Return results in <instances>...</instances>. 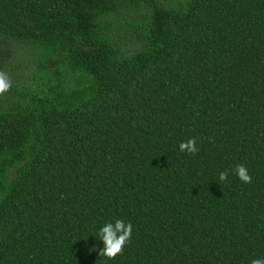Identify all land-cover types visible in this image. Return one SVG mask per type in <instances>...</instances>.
Returning a JSON list of instances; mask_svg holds the SVG:
<instances>
[{
  "label": "trees",
  "instance_id": "1",
  "mask_svg": "<svg viewBox=\"0 0 264 264\" xmlns=\"http://www.w3.org/2000/svg\"><path fill=\"white\" fill-rule=\"evenodd\" d=\"M0 73V264L264 258V0H0Z\"/></svg>",
  "mask_w": 264,
  "mask_h": 264
},
{
  "label": "clouds",
  "instance_id": "2",
  "mask_svg": "<svg viewBox=\"0 0 264 264\" xmlns=\"http://www.w3.org/2000/svg\"><path fill=\"white\" fill-rule=\"evenodd\" d=\"M10 87V82L0 73V93L7 91ZM179 151L196 153L198 151L196 140L189 139L186 142H181L179 144ZM236 175L242 182L249 183L251 181V176L247 168L243 165L237 167ZM227 178V172H220V181H225ZM132 228L133 226L131 223H126L122 219H116L114 222L105 223L99 229V241L103 243L100 252L109 258H114L117 254L121 253L124 246L131 238ZM251 264H264V258H255L251 261Z\"/></svg>",
  "mask_w": 264,
  "mask_h": 264
}]
</instances>
